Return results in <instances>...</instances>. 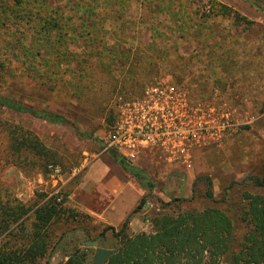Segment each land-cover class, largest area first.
Returning <instances> with one entry per match:
<instances>
[{
    "label": "rangeland",
    "instance_id": "obj_1",
    "mask_svg": "<svg viewBox=\"0 0 264 264\" xmlns=\"http://www.w3.org/2000/svg\"><path fill=\"white\" fill-rule=\"evenodd\" d=\"M217 1L254 23L237 25L233 19L210 18V0L190 3L186 0H99L98 13L102 22L98 27L103 33L96 42L110 47L120 40V45L132 52L154 50L156 48L152 49L149 44L155 42L159 45L156 50L177 64H189L190 83L182 84L199 93L200 98H206L214 89L219 90L221 99L237 110L238 127L222 144L195 151L189 169L167 166L149 150L133 164L122 160L117 164L130 175L127 167L137 168L154 184L151 192L146 190L147 201L151 202L147 213L151 221L157 213L171 212L169 208L161 209L160 201L169 203L183 198L186 201H175L172 208L176 211H202L210 207L225 210L234 221L237 243H240L249 228L245 193L264 194V187H257L250 179L264 176V27L257 24L264 22V13L254 11L244 0ZM65 15L70 16L69 12ZM182 22H190L184 30ZM6 24L0 22V93L35 109L59 113L81 131L92 135L90 139L80 140L68 126L50 124L28 113L0 108V190L27 204L36 200L43 203L48 198L42 195L50 197L57 188L46 169L49 164L63 169V182L73 178L62 185L60 193L63 196L78 183L82 168L94 163L108 165L110 152L105 151L101 138H106L109 130L106 100L114 94L112 79L119 78L120 69L112 74L107 72L106 64L112 57L106 48L98 49L96 44L95 48H89L84 38L68 34L59 52L55 49L44 52L51 63L58 61V55L66 53L67 66L77 70L58 75L60 71L56 68H51L44 60H37L40 56L34 59L39 48L27 49L23 54L21 49L14 51L5 47L20 36L19 32H23L27 44L35 40V34L37 38L43 36L52 40L58 39V34L44 35L45 31H42L47 27L44 22ZM38 30H42L39 36ZM260 35L262 43L256 45L258 49L255 50L252 39ZM33 66H38L34 68L35 76L32 75ZM167 72V69L161 71L156 81H171ZM43 80L57 83L56 90H48L41 84ZM23 136L40 141L46 154L41 156L33 146H14L16 140H23ZM75 169L76 174L73 173ZM209 183L214 201L206 197ZM92 223L83 215L77 226L90 227L94 231L92 237H97L103 229L91 227ZM72 226L73 223L63 221L55 228L60 234ZM147 230L151 232L152 226ZM107 235L110 238L111 233ZM78 237L84 241L83 234ZM58 253L60 255L52 258L50 264H63L64 255ZM95 254V249L91 248L92 260Z\"/></svg>",
    "mask_w": 264,
    "mask_h": 264
},
{
    "label": "trees",
    "instance_id": "obj_2",
    "mask_svg": "<svg viewBox=\"0 0 264 264\" xmlns=\"http://www.w3.org/2000/svg\"><path fill=\"white\" fill-rule=\"evenodd\" d=\"M54 1L57 4L53 3ZM62 1H65L63 5L60 4ZM186 1L190 3L197 0ZM244 1L257 11L264 13V0ZM98 3L99 0H0V22L6 26V22H44L47 25L46 30H40L45 31L44 35L58 34V39L54 40L43 36L37 38L35 34V40L27 44L23 32H19L20 36L16 37L10 45H5L14 51L21 49L23 54L27 49L39 48L37 52L34 49L36 52L34 59L40 56L37 60H44L51 68H56L60 71L58 75L64 76L68 71L76 72L77 70L67 66L66 53L57 54L58 61L51 63L44 52L53 49L59 52L66 35L84 38L89 48H95L94 44L98 49L106 48V52L112 57V61L106 64L107 72L112 74L120 69L119 78L112 79L114 94L106 100L109 110L107 120L111 129L116 118L113 106L116 96L124 95L131 98L141 94L145 86L155 82L161 75V71L166 69L172 77L171 82L189 85L190 73L188 63L180 62L178 66L175 60L156 50L159 45L155 42L149 44L152 49L156 48L154 50L137 49L133 52L131 49L122 47L120 40L115 46L110 47L96 42L99 35L103 33L102 28L98 27L99 22H102L99 18ZM208 11L210 18L213 16L222 20L233 19L235 21L233 23L237 25L254 23L217 0H210ZM66 12H69L70 16H66ZM185 13L187 12L184 7L183 14ZM189 23L182 22L184 26L182 30ZM40 31L38 30V36ZM83 60H87V57H83ZM37 67L33 66V76L36 72L34 68ZM41 84L47 86L48 90H56L57 83L43 80ZM191 92L199 97V93ZM0 108L17 113H28L50 124L68 126L80 140L92 138L91 134L81 131L63 115L48 109H35L3 93H0ZM19 145L33 146L41 156L46 154L45 148L36 138L23 136L22 141L14 142V146ZM109 152L114 160H120L116 151ZM127 168L145 190L150 192L153 190L154 184L137 168L132 166ZM250 179L255 181L257 187H264V176L262 179L256 177ZM210 185L211 183L206 190V197L214 201ZM42 197L48 199L43 203L42 200H36L32 204H27L7 193L3 194L0 190V264H43V262L50 264L51 259L58 252H62L64 257H67L64 264H93L90 258L91 248L81 246L80 243L83 240L78 237L80 233L77 228L64 230L60 234H57L55 228L63 221L68 223L70 220L79 221V217L83 215L65 206L67 194L62 195L61 202L57 201V196L48 197L44 194ZM147 197L146 195L140 200L120 229L106 226L98 235L97 239L103 241L108 248L118 250L105 264H264L263 193H245L246 220L249 228L240 243H237L234 221L225 210L217 207L202 211L173 209L172 203L186 201L183 198L169 203L160 201L161 209L169 208L171 212L155 214L151 221V232L129 234L130 218L146 204ZM224 200L225 198L222 202ZM108 232L111 233L110 238H108ZM85 233L84 241H89L91 239L89 231Z\"/></svg>",
    "mask_w": 264,
    "mask_h": 264
},
{
    "label": "built area",
    "instance_id": "obj_3",
    "mask_svg": "<svg viewBox=\"0 0 264 264\" xmlns=\"http://www.w3.org/2000/svg\"><path fill=\"white\" fill-rule=\"evenodd\" d=\"M221 98L216 89L200 98L184 84L162 80L147 84L137 96L118 95L113 101L116 118L107 131L105 151L114 150L121 160L133 164L148 149L167 166L189 169L195 151L222 144L240 124L237 110ZM48 173L57 187L50 197L57 196L61 202L63 169L49 164Z\"/></svg>",
    "mask_w": 264,
    "mask_h": 264
},
{
    "label": "crops",
    "instance_id": "obj_4",
    "mask_svg": "<svg viewBox=\"0 0 264 264\" xmlns=\"http://www.w3.org/2000/svg\"><path fill=\"white\" fill-rule=\"evenodd\" d=\"M254 11L258 12L256 9ZM257 24L260 25L259 27H264V22L262 21L257 22ZM261 37V35L259 37L254 36V39H252V42L255 43V50L258 49L256 45L262 43L260 41L262 39ZM101 141L105 144V137L101 138ZM147 151L148 149L143 150L138 160H140ZM108 159V165L105 163H94L88 168L85 167L84 169L82 168L83 170L81 169L80 174L83 173L79 181H77L78 183L72 185V189L67 193L65 206L86 216L88 220H92L93 225H91V227L96 228L97 226L103 229L106 226H111L120 229L136 209L140 200L147 195V192L134 176L130 175L117 164L118 161L114 160L110 154ZM127 164L129 163L127 162ZM104 165L108 168L105 169L106 167ZM175 169H178V167ZM72 179L73 178H69L65 180L62 185H66ZM150 206L151 202L147 201L139 212L131 216L128 224L129 234L148 232L147 227L152 226L150 216L147 214ZM143 219H145V221H143ZM69 222L74 224L69 230L77 228L79 230L78 233L83 235H85V231L88 230L91 236L90 240L99 241L97 239L98 236L92 237L94 231L91 230L90 227L77 226L79 222L77 220H70ZM143 222L147 225L144 226ZM59 255V253L55 254L53 259ZM66 260L67 257H64L63 264Z\"/></svg>",
    "mask_w": 264,
    "mask_h": 264
},
{
    "label": "water",
    "instance_id": "obj_5",
    "mask_svg": "<svg viewBox=\"0 0 264 264\" xmlns=\"http://www.w3.org/2000/svg\"><path fill=\"white\" fill-rule=\"evenodd\" d=\"M80 244L81 246L95 249L96 254L93 259V264H105L109 257L115 255L118 252L117 249L107 248L103 241L89 240L82 241Z\"/></svg>",
    "mask_w": 264,
    "mask_h": 264
}]
</instances>
